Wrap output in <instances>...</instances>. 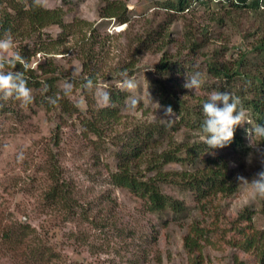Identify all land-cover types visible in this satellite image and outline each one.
Returning a JSON list of instances; mask_svg holds the SVG:
<instances>
[{
    "label": "rangeland",
    "instance_id": "374dc122",
    "mask_svg": "<svg viewBox=\"0 0 264 264\" xmlns=\"http://www.w3.org/2000/svg\"><path fill=\"white\" fill-rule=\"evenodd\" d=\"M102 1L41 0L45 9L60 8L65 12L64 20L68 28L49 25L42 29L35 26V33L30 35L33 30L27 29L24 24L20 34L12 36L14 48L8 53L9 60H14L17 54L24 62V58L29 57V68L38 74L39 66L55 68L59 74V92L61 90L68 102L65 112L60 106H53L50 96L45 95V85L31 90V103L22 104L14 99L0 101V106L8 111L0 115V264H23L20 257H14V253L11 256L6 251L10 246L3 244L1 239L6 228L15 229L17 224H28L43 243L55 236L52 242L56 243L53 249L58 259L42 261V264H133L135 256L139 257L138 264L191 262L183 248V237L189 229L187 223L166 213L161 219L159 215L148 212L144 199L110 184V174L116 170V154L121 144L115 145L114 142H118L115 137L139 123L149 124L157 120L176 123L174 140H182L183 130L177 124L176 115L166 116L164 107L152 94L151 81L155 78L159 59L167 52L177 65L192 68V72L181 75L182 87L186 74L202 73V86L198 92L183 87L186 100L195 105L199 98L208 97L210 91L207 86L213 85L219 91L225 87L224 91H230L228 86L207 76L206 63L214 49L223 50L222 45L228 46L224 39L234 47L239 45L241 36L237 33L238 29L228 26L219 36L213 30L211 33L214 35L207 37L210 40L208 45L195 49L196 52L187 48L189 34H193L190 37L194 36L199 42L204 38L199 29L208 24V15L221 13L218 0H212L208 9L202 6L191 13L173 15L171 25L163 32L165 38L162 41L165 44L172 40L170 47L155 42L149 49L144 47L141 51L146 34L158 24L164 25L165 10L156 11L153 6L166 0H119L128 4V24L101 21L99 7ZM11 2L22 1L9 0L8 3ZM8 7L10 12L11 7ZM251 17L247 14L241 20L243 30L252 27ZM234 23L236 19L227 25ZM22 31L25 35H21ZM36 49L41 51L31 56ZM237 56L232 50H226L220 60L229 61L232 65ZM86 58H89L90 73L95 72L98 77L96 86L94 84L95 95L90 98L79 85L81 78L87 76ZM128 67L130 69L123 71ZM130 70L131 74L128 73ZM4 71L19 70L12 67ZM127 81H132L135 87L129 90ZM68 84L72 85L70 91L66 89ZM115 90L126 94L118 111V120L106 125L103 136L97 138L85 130L82 121L89 118V105L94 109L106 106L103 96ZM233 90L231 92L235 93ZM133 101L136 103L133 104ZM247 121L252 127V122ZM245 138L249 144L246 133ZM195 140H200V136ZM167 143L163 139L164 146ZM259 146L264 149V145ZM250 151L247 146L239 155L223 152L228 165L227 173L234 180L236 189L231 195L219 196L215 200L212 208L217 207L216 214L213 215L215 211L212 209L208 217L206 209H201L202 213L197 210L190 212V219L194 216L204 219V222L214 221L220 229L217 241L208 243L201 251L203 264H235V259L256 264L255 258L243 254L239 247L229 243L235 236L232 222L242 212L251 215V221L245 224L252 227L254 233L264 231L262 199L253 198L251 192L239 186L237 180L238 175L251 179L261 169L259 160L246 163L245 158ZM182 169L178 164L166 166L169 172ZM54 175L59 184L66 185L68 197L75 202L71 209L61 204H44L43 195L54 185ZM162 191L185 200L191 208L196 207L185 192H179L175 187L163 185ZM129 233L135 234L129 236ZM153 235H157L154 240L151 239ZM37 258L35 264H40L41 257ZM44 259H48V255Z\"/></svg>",
    "mask_w": 264,
    "mask_h": 264
},
{
    "label": "trees",
    "instance_id": "16d2710c",
    "mask_svg": "<svg viewBox=\"0 0 264 264\" xmlns=\"http://www.w3.org/2000/svg\"><path fill=\"white\" fill-rule=\"evenodd\" d=\"M21 1L8 3L9 0H0V37L5 33L17 36L24 24H26L27 29L33 30L29 33L30 35L37 28L35 26L42 29L49 25L68 28L64 20L66 14L62 9H45L41 6V0ZM211 1L166 0L164 3L156 2L153 6L157 9L156 11L163 9L167 14L162 21L164 25L158 24L156 27L158 29H152L146 34L142 41L143 47H140V50L143 51L144 47L149 49L157 42L164 47H170L172 40L162 44L165 38L163 32L168 30L171 25L174 19L173 15L183 12L191 13L202 6L208 9ZM218 3L221 5V13L208 15V24L199 29L204 38L199 43L195 41L194 36L190 37L193 34H189V46L187 48L198 50L204 45L207 46L210 42L207 38L209 35L212 36L217 31L219 36L226 31L228 26H233L234 30L238 29L239 32L237 33L241 36L239 45L231 47L230 41L224 39V43L228 46L222 45L224 46V48L222 47L223 50H213L212 55L207 60L205 71L210 79L228 86L229 92L234 89L235 93H231L239 98L241 105L246 110V119L252 122V127L257 124H264V0H218ZM101 4L99 7L101 21L113 20L117 24L130 22L127 16L129 13L126 9L127 2L103 0ZM8 6L11 7L10 12ZM247 14L252 15V27L245 31L241 28L240 23ZM234 19H236V23L227 25ZM21 35H25L24 31L21 32ZM41 49H36L31 56L39 53ZM226 50H232L238 54L232 65L229 61L220 60V56L225 54ZM28 59L29 57L24 58L26 61L24 68L17 61L14 67L10 65L5 68L11 70L13 67V70L23 72L27 86L31 90L42 88L45 85L47 90L45 95L50 96L51 101H55L53 106H60L61 111L65 112L67 110L65 105L68 100L62 95L61 90L59 92V74L56 69H45L42 65L39 66L38 74L29 68ZM85 63L88 65L87 76L81 78L79 85L80 89L87 91V98H90L95 95L94 84L97 83L98 77L95 72L90 73L89 58L85 59ZM133 64H131V68ZM128 69L130 67L123 71ZM155 69V78L151 81L152 94L159 100L162 107L171 106L177 117V124L182 126L184 138L178 142L174 140L177 127L174 126L176 123L171 124L170 121L162 123L156 120L149 124L142 122L128 131H123L115 137L118 139V142H114L115 145L116 143L117 145L121 144L118 146L119 150L116 154V170L110 174V184L125 189L142 200L144 199L148 212L159 215L161 219H164L166 213L174 215L183 223H187L189 229L183 237V248L191 261L189 264H203L201 251L208 243L213 244L214 240L217 241V234L220 229L214 221L208 223L207 221L204 222V219L194 218V216L190 219V212L197 210L202 213L201 209H206L208 217V212L211 209L217 210V207H212L219 196L225 197L235 191L236 184L227 173L228 165L224 160L223 152L239 155L240 151L243 149L245 151L248 146L245 131L251 127L246 123L237 126L234 139L229 146L223 149L209 150L201 140V129L205 119L202 105L208 97L199 98L195 105L190 104L184 96L185 91L180 83L181 75L184 72H192V68H187L184 64L177 65L171 56L164 52ZM128 73L131 74V70ZM89 80H91L92 86L88 90L86 85ZM207 82H203V84L205 85ZM224 88H220V91H224ZM207 89L210 93L218 90L213 85L207 86ZM125 97L126 94L122 91H109L107 96H103L106 106H99L94 109L89 105L90 112L89 109L87 110L89 118L82 121L85 130L95 137L101 138L104 134V127L118 120V111ZM7 112L5 108L0 106V115ZM199 136L200 140H195ZM163 139L167 140V146H164ZM257 141L259 142V138ZM260 145H264V141L260 142ZM212 152L215 154L213 155ZM171 164H178L183 169L181 171H166V166ZM142 166L144 168H141ZM52 179L55 183L43 195L44 204L50 206L61 204L64 208L69 207L71 209L75 202H72L68 197L69 192L65 188L66 185L64 183L59 184L55 175L52 176ZM163 185H170L177 188L179 192H185L188 198L196 203V207L191 208L185 200L165 194L162 191ZM262 207L264 211V199H262ZM215 214L216 211L213 215ZM250 221L251 215L247 212H242L234 219L232 222L233 230H231L235 236L229 243L239 247L244 252L243 254L255 258L256 264H264V231L258 234L254 233L252 227L245 224ZM34 232L35 230L28 224H17L15 229L8 227L1 235L2 243L10 246V248H6V251L11 256L14 253V257H20L23 264H35L39 256L41 257L39 259L40 264L42 261L45 263L52 259H58V254L53 249L56 243L52 242L55 236H51L50 241L43 243L38 236L33 234ZM131 233L129 236H134L133 234L136 232ZM156 238L157 235L151 236L153 240ZM46 255H48V259L43 260ZM132 263L138 264L139 257L135 256ZM235 264L247 263L243 259L240 261L235 259Z\"/></svg>",
    "mask_w": 264,
    "mask_h": 264
},
{
    "label": "clouds",
    "instance_id": "9594fccd",
    "mask_svg": "<svg viewBox=\"0 0 264 264\" xmlns=\"http://www.w3.org/2000/svg\"><path fill=\"white\" fill-rule=\"evenodd\" d=\"M14 48V40L10 33H5L4 38H0V101L7 102L10 99L20 101L22 104L32 102L31 89L27 86V81L21 71H8L4 69L7 65L14 67L16 61L21 62L22 67L26 63L18 54L14 60H9L8 53ZM87 87L91 88L92 82L88 81ZM129 90L135 87L132 81H127ZM202 86L201 73L195 72L192 75H185L183 87L196 93ZM72 85H66L68 91ZM107 96V94H106ZM55 103V101H52ZM136 102L133 101V104ZM159 107H161L159 105ZM205 117L201 129V140L209 150L223 149L231 144L234 139L235 129L249 121L246 120V110L240 103L238 97L229 91L214 90L208 95L207 101L202 105ZM166 116H172L171 106L164 108ZM251 151L246 156V163L252 164L253 160H259L261 169L257 171L251 179L242 175L237 176L239 186H243L250 191L253 198L264 199V149L260 148V142L264 141V124H257L246 130ZM259 138V142H255ZM214 155L215 153L212 152Z\"/></svg>",
    "mask_w": 264,
    "mask_h": 264
}]
</instances>
